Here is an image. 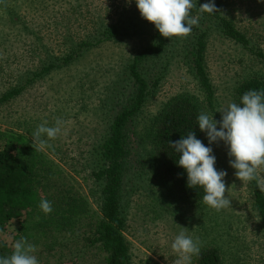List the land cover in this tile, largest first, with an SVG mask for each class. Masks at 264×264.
Returning <instances> with one entry per match:
<instances>
[{"label":"rangeland","instance_id":"rangeland-1","mask_svg":"<svg viewBox=\"0 0 264 264\" xmlns=\"http://www.w3.org/2000/svg\"><path fill=\"white\" fill-rule=\"evenodd\" d=\"M138 16L142 17L135 0H0V98L15 87H24L19 96L0 105V135H23L32 143L31 134L41 122L46 120L51 126L57 118L65 120L62 134L50 141L51 148L43 153L71 177L95 208L100 205V194L89 175L91 151L108 134L115 116L131 105L135 87L125 69L152 44L154 32L148 25L140 36L103 41L80 53L78 44L84 40L96 43L104 28L129 24ZM227 16L256 50L264 52V0H233ZM212 25L206 23L202 29L210 27L207 67L221 110L235 102L239 83L252 75H264V61ZM192 32L170 38L165 55L140 67L150 82L162 81L126 130L128 157L122 205L132 264H174L177 254L171 243L180 226L199 239L201 247L218 245L225 264H264V233L249 182L235 176L224 143L211 147L215 167L227 172L228 208L216 211L206 205L167 200L162 210L160 187L150 177L147 158L152 153L148 138L152 119L170 99L199 94L184 62ZM71 56L70 63L62 64ZM49 61L57 67L36 79L34 74ZM258 172L264 177V167ZM83 245L77 241L72 250L51 251L36 245L35 255L40 264H106L104 253Z\"/></svg>","mask_w":264,"mask_h":264},{"label":"trees","instance_id":"trees-1","mask_svg":"<svg viewBox=\"0 0 264 264\" xmlns=\"http://www.w3.org/2000/svg\"><path fill=\"white\" fill-rule=\"evenodd\" d=\"M205 2L207 0L193 3L195 6L191 14L199 15V26L194 28L192 41L184 52V62L191 71L199 94L186 93L170 99L150 123L148 138L152 153H148L147 162L150 177L160 187L162 210L166 208L167 200L191 206L205 205L203 189L188 187L187 173L176 163L179 153L170 143L195 131L197 138L208 145L206 133L198 127L197 117L206 111L213 114L217 121L221 119L216 87L207 67L210 27L202 29V26L213 24L227 39L247 48L264 61V52L256 50L247 35L227 16L233 0H215V12L200 13L199 6ZM148 25L154 32L152 44L125 69L135 87L132 103L115 116L108 134L91 151L92 168L89 175L95 192L100 194L98 208L79 191L71 182V177L55 161L45 157L43 152L35 151L25 136L0 135V255H10L14 242L27 237L29 242L48 251L57 248L72 250L77 241H82L83 248H96L104 253L106 264H132L125 237L127 218L122 205L128 157L126 130L128 122L143 110L162 81L157 78L150 82L140 67L142 63L165 55L170 38L162 37L154 24L138 16L131 19L129 24L124 22L104 28L96 43L84 40L78 44L80 53L84 48L103 41L140 36L146 33ZM73 59L72 56L67 57L62 64H68ZM56 67L55 62H47L34 74L35 78L45 76ZM250 89L264 90V75H252L239 83L234 92V101L239 103L241 96ZM23 90L24 87L11 89L0 98V105L19 96ZM248 187L264 233V192L259 190L255 181H250ZM41 199L52 202L54 210L51 214L44 215L40 211L38 204ZM194 258L195 264H225L222 250L215 244L201 247L199 256Z\"/></svg>","mask_w":264,"mask_h":264},{"label":"clouds","instance_id":"clouds-1","mask_svg":"<svg viewBox=\"0 0 264 264\" xmlns=\"http://www.w3.org/2000/svg\"><path fill=\"white\" fill-rule=\"evenodd\" d=\"M135 3L142 18L154 24L165 38L185 37L199 23V15L191 14L195 6L193 0H135ZM215 11V0H207L199 6L200 13ZM218 112L222 114L219 121L206 111L197 117L198 127L206 133L208 145L197 138L195 131L170 142L179 153L176 163L187 173L188 187L202 188L203 203L216 211L231 206V200L225 195L227 172L215 167L216 156L211 147L219 141H223L228 149L229 164L236 170L235 176L242 182L255 181L259 190L264 192V177L258 172L264 167V90L250 89L241 96L239 103L232 102L227 109ZM66 123L61 118L51 126L46 120L41 122L31 134L35 151L51 148L50 141L62 134ZM38 208L44 215L54 210L52 202L47 199H41ZM180 228L171 243L177 254L174 264H192L193 257L200 254V241L187 234V228ZM36 251L34 243L21 237L14 242L10 255H0V264H40Z\"/></svg>","mask_w":264,"mask_h":264}]
</instances>
